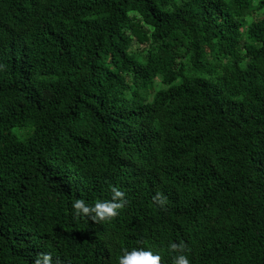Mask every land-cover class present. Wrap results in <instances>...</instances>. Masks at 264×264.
Masks as SVG:
<instances>
[{"label": "trees", "instance_id": "obj_1", "mask_svg": "<svg viewBox=\"0 0 264 264\" xmlns=\"http://www.w3.org/2000/svg\"><path fill=\"white\" fill-rule=\"evenodd\" d=\"M171 242L264 264V0H0V264Z\"/></svg>", "mask_w": 264, "mask_h": 264}, {"label": "clouds", "instance_id": "obj_2", "mask_svg": "<svg viewBox=\"0 0 264 264\" xmlns=\"http://www.w3.org/2000/svg\"><path fill=\"white\" fill-rule=\"evenodd\" d=\"M113 197L111 200H101L90 205L83 198H78L72 203L74 216H89L92 220L105 221L118 215V210L127 203L124 199L125 192L116 186H112ZM171 250L180 249L181 254L174 257V264H192L190 258L183 254L184 245L171 242ZM162 257L159 252H153L145 248H133L123 250V254L118 257V264H161ZM34 264H53L51 253H38Z\"/></svg>", "mask_w": 264, "mask_h": 264}, {"label": "rangeland", "instance_id": "obj_3", "mask_svg": "<svg viewBox=\"0 0 264 264\" xmlns=\"http://www.w3.org/2000/svg\"><path fill=\"white\" fill-rule=\"evenodd\" d=\"M159 83V82H158Z\"/></svg>", "mask_w": 264, "mask_h": 264}]
</instances>
